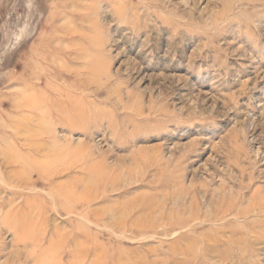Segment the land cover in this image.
Returning a JSON list of instances; mask_svg holds the SVG:
<instances>
[{"label": "rangeland", "instance_id": "rangeland-1", "mask_svg": "<svg viewBox=\"0 0 264 264\" xmlns=\"http://www.w3.org/2000/svg\"><path fill=\"white\" fill-rule=\"evenodd\" d=\"M0 264H264V0H0Z\"/></svg>", "mask_w": 264, "mask_h": 264}]
</instances>
